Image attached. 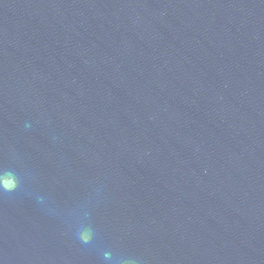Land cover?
I'll return each instance as SVG.
<instances>
[{
  "label": "water",
  "instance_id": "95a60500",
  "mask_svg": "<svg viewBox=\"0 0 264 264\" xmlns=\"http://www.w3.org/2000/svg\"><path fill=\"white\" fill-rule=\"evenodd\" d=\"M0 264H264V128L0 0Z\"/></svg>",
  "mask_w": 264,
  "mask_h": 264
}]
</instances>
